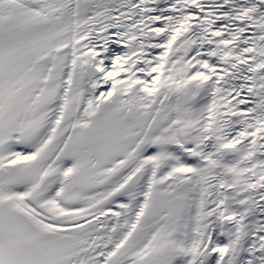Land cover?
<instances>
[{
    "label": "snow or ice",
    "instance_id": "1",
    "mask_svg": "<svg viewBox=\"0 0 264 264\" xmlns=\"http://www.w3.org/2000/svg\"><path fill=\"white\" fill-rule=\"evenodd\" d=\"M0 264H264V0H0Z\"/></svg>",
    "mask_w": 264,
    "mask_h": 264
}]
</instances>
